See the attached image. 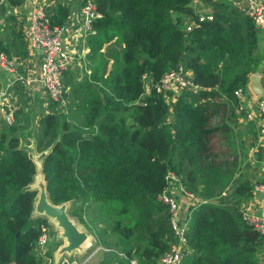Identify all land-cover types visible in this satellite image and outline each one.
Instances as JSON below:
<instances>
[{"label": "trees", "instance_id": "16d2710c", "mask_svg": "<svg viewBox=\"0 0 264 264\" xmlns=\"http://www.w3.org/2000/svg\"><path fill=\"white\" fill-rule=\"evenodd\" d=\"M23 1L3 0L0 11ZM89 1L97 14L95 32L85 35L83 76L74 74L77 68L62 75L63 96L71 102L59 110L62 104L47 98V109L30 128L42 151L48 199L71 202L67 212L82 222L92 201L112 211L97 214L104 225L96 241L108 249L97 264H128L133 256L138 264H157L174 239L168 206L159 197L167 186L194 199L190 206L179 203L188 247L180 264H264L263 235L240 208L264 179H252L249 146L236 141L240 99L234 91L245 87L261 60L252 18L228 0H201L198 6L210 7L213 18L185 31L186 18H196L192 0ZM53 10L51 23L61 24L70 9L58 4ZM17 31L0 34V54L8 59L25 55ZM179 65L200 89L182 90L171 103L170 90L157 91L154 83ZM18 87L23 107L30 96L20 81ZM79 114L81 123L70 121ZM2 125L0 264H44L35 249L48 227L46 215L34 209L36 163L15 125ZM211 134L220 135L219 150L211 147Z\"/></svg>", "mask_w": 264, "mask_h": 264}, {"label": "built area", "instance_id": "2783aa9c", "mask_svg": "<svg viewBox=\"0 0 264 264\" xmlns=\"http://www.w3.org/2000/svg\"><path fill=\"white\" fill-rule=\"evenodd\" d=\"M64 0H28V9L24 15H21L20 31L22 39L26 46L24 57H13L7 59L5 55L0 54V60L9 66L21 65L24 58H32L38 62V74L32 73L30 67L24 68V73L17 75L22 85L25 87L33 86L39 83L47 98H51L57 102H64V81L63 72L70 68L75 59V50L83 39L86 42L85 35L93 33L95 30L91 27V20L97 14L94 5L88 0L77 8L69 10L65 20L61 24H53L49 19L48 8L58 2ZM242 8L245 13L252 18L256 27L264 28V0H248L246 6L237 5ZM212 12L199 13L197 20L212 19ZM197 24L194 20L185 24V31L190 30ZM78 45V50H87L86 46ZM10 82V81H9ZM8 83L0 90V120L6 124L15 122V112L20 105H13L9 99L13 96L14 90L10 88ZM157 91L172 90L178 95L180 91L189 89L196 92L200 87L193 83L191 79V71L184 69L179 65L169 71L164 72L160 78L154 83ZM244 87L235 89V95L240 99L236 107L238 114L244 113L247 118H252L255 113L264 116V97L257 99L250 106H245L243 102ZM257 110V111H256ZM264 184L257 183L254 185V192L263 190ZM160 199L167 204L170 212V223L174 231V239L171 241L169 248L165 250L158 258L157 264H180L183 255L187 252L186 243V227L187 219L179 217V200L172 192L170 186H167L160 194ZM250 224L264 235V216L252 215L249 217ZM101 245V244H99ZM102 246V245H101ZM49 234L45 228L39 235L35 249L43 262L48 259L50 250ZM108 250V249H106ZM73 258L67 256L66 259H60L58 264H90L89 258L81 261L71 260ZM48 264V263H45ZM128 264H138V257L133 256L129 259Z\"/></svg>", "mask_w": 264, "mask_h": 264}, {"label": "crops", "instance_id": "0c3cea01", "mask_svg": "<svg viewBox=\"0 0 264 264\" xmlns=\"http://www.w3.org/2000/svg\"><path fill=\"white\" fill-rule=\"evenodd\" d=\"M199 1H201V0H192L191 6L192 5L197 6L199 4ZM228 1L235 4L236 6L237 5L246 6L248 4V0H228ZM24 3L18 6V8L16 9V12H14V9H12L10 7H6L5 10L0 11V34L2 32H5L7 29H10V28L15 29L16 31L19 29L20 22H21V16L19 14L22 13L24 15L26 13V10L28 9V2H26L25 4ZM65 5L69 9L70 8H76V6H78V5H74L73 0H68L67 2H65ZM54 7L55 6H51V10H53ZM8 15H11L12 18L9 19L8 21H6V17ZM80 46L82 47V43L80 44ZM86 49L88 50L87 46H86ZM25 50H26V47H25ZM257 50L261 56V60H260V63H259L257 70L250 74L248 81L244 87L245 92L243 95V102H244L245 106H250L257 99L264 97V93H263L264 92V32L258 31V33H257ZM85 52H84V54H85ZM26 55H27V53H26ZM25 67H30L32 73H35V75L38 74V71H37L38 62L34 59L32 60V58H24L21 65H18L16 67H14L13 69L11 68V69H9V72H7V75L12 76L10 79V82H8L9 79H7L5 81V84L10 83L9 84L10 88H13V90H14L13 96L9 99V102L12 103L13 105H17L16 95L19 94L20 89H21L20 87H18L19 78H16L15 75H17L19 77L20 74H23ZM74 69L76 70V68H74ZM252 74H256L257 76H252ZM0 79H1V77H0ZM1 83L2 82H0V85H1ZM39 85L40 84L37 82V83L33 84V88L37 89ZM15 93H16V95H15ZM19 109L16 111L17 113L20 111ZM41 113H39V116ZM22 116H23V114H22ZM15 120H16L15 122H13L11 124H7V125H15V127L13 128V132L16 133L17 135L19 132L20 143L28 150L29 146L32 145V143H33L32 141L28 142L25 138L26 135H28V129L29 128H26L24 124L20 123L19 118L18 119L16 118ZM17 120L19 123L17 122ZM36 124H37V122H36ZM4 126L2 125V123H0V131L4 130L6 128ZM24 129L27 131L25 133V136H23V130ZM236 129L238 132V136L240 138H242L243 140L245 138L246 139L250 138L251 145H250V143H248L249 151L251 149H253V156H254V157L250 158V160L253 162L251 167L255 168V169H253L252 174L257 175V177L260 179H264V171L263 172L259 171V167H264V135H263L264 134V116L259 115L258 113H255L252 118H247V116L244 113L237 114V116H236ZM262 132H263V134H262L263 136H260ZM33 138H34V136H33ZM29 150H28V152H29ZM30 151L35 152L34 153L35 156L39 157L41 160L40 155L42 154V151L37 150L35 146H33ZM35 156L33 155L32 158L34 159V161L36 163ZM255 162H258L259 164H256ZM36 169L38 170L37 163H36ZM36 174H37V171L35 173V176H36ZM34 180H35V177H34ZM34 180H33V182H34ZM32 183H31V187L35 188L38 191V190H40L39 188L42 186L43 180L40 181L39 183L37 182V184L35 183L36 186H33ZM172 185L176 187L177 182L174 181ZM175 196L177 197V199L179 200V203L183 207L184 206H190L194 200L193 198L189 197L184 192L178 193V195H175ZM240 208L243 211V214L246 218H248L250 215H256V214L264 215V197L259 198V197H257V195H255V196L252 195L251 197H245L240 201ZM98 221L99 222H96V229H97V226L102 227L104 225V223H103L104 221H101L99 219H98ZM62 243L63 242H61L60 244H62ZM60 246H62V245H60ZM259 254L261 255V257L264 256V238L262 239V241L259 245ZM102 258L100 260H102Z\"/></svg>", "mask_w": 264, "mask_h": 264}, {"label": "rangeland", "instance_id": "374dc122", "mask_svg": "<svg viewBox=\"0 0 264 264\" xmlns=\"http://www.w3.org/2000/svg\"><path fill=\"white\" fill-rule=\"evenodd\" d=\"M80 2V0H73V3L74 5H78V3ZM79 6V5H78ZM257 28V33L258 31L260 32H264V28L262 27H256ZM83 39L80 40L79 43H82V46L85 45V43H83ZM78 43V45H79ZM78 45L76 47V50H75V59H74V62L72 64V66L70 68H77V72L74 71V74H80V79L82 78L83 76V72L81 73L82 71V65H83V49H81L80 51L78 50ZM98 57H100L98 55ZM97 65V60L96 58L92 59L91 60V68H94L95 66ZM13 69L14 66H9V64L7 63H3L1 60H0V82L1 85H0V90L2 88H4L8 83L5 84V81L7 79H11L12 76H9L7 75V72H9V69ZM104 67L101 66L100 68H98L99 72L101 71H104L103 69ZM107 69V67L105 68ZM80 72V73H79ZM20 73V72H19ZM144 85L145 86H149L150 85V80H149V77H144ZM77 79H79V77H77ZM8 81V82H9ZM3 84V85H2ZM5 84V85H4ZM64 86H65V82H64ZM24 90L27 91V93L29 94L30 98H29V101L28 103H23V107L21 105H19V107L17 108V110L19 108L20 111L17 113L16 112V116H17V119L19 118V122L24 124L26 128H29L28 129V135H26V140L28 142L32 141V145L29 146L28 150L32 149V147L34 146V138H33V132L30 131V128L34 127L36 128V122H37V119L39 118V113H41L45 108L48 107V100H47V96L44 94L43 89L42 87L39 85L37 89H34L33 86H30V87H25L24 86ZM25 91V92H26ZM16 95V93H15ZM21 92H19V94L16 95V103L18 104L19 101H20V98H21ZM173 96L175 97H172V98H167L169 102L173 103L178 97V95L175 93H172ZM28 99H26L27 101ZM64 102L65 103H62L61 106H58L57 109L59 110H62V108H64V110H66L68 108V104L70 101V97H65L64 96ZM16 110V111H17ZM235 112H236V109H235ZM237 113V112H236ZM23 114V116H22ZM238 114V113H237ZM73 115V113H72ZM15 116V117H16ZM81 114H79V119H76L75 117H70V121L73 122V123H81L82 122V118H81ZM18 122V120H17ZM18 122V123H19ZM27 131L24 129L23 130V136H25V133ZM263 132L261 133L260 136H263L262 135ZM219 134H211L210 135V145L212 148H214V151L216 150H219L220 149V139H219ZM261 138V137H260ZM262 139V138H261ZM241 140V138L237 135L236 137V141L239 142ZM246 144L250 143V138H245L244 139ZM251 145V143H250ZM29 150V153L33 156H35V152H31ZM40 157H42V154L40 155ZM249 157L252 158L254 157L253 156V149H251L249 151ZM35 160H36V163H37V166H38V170H37V174L35 176V180L34 182L32 183L33 186H36L35 183L37 184V182L39 183L40 181L43 180V183H45L44 181V178H43V173L41 171V160L39 157L35 156ZM261 168V169H260ZM241 168H239L240 170ZM251 170L255 169L253 167H250ZM259 171L263 172L264 171V167H259ZM252 179L253 180H257V175H252ZM40 189V188H39ZM39 191L38 190L36 192V197H35V201H34V209H35V212H37L38 214L40 215H44L43 213L39 212L37 209H36V202L39 198ZM46 196H47V193H46ZM71 204V202H65L64 205L67 209V207ZM73 208H75V204L73 205ZM69 211V210H68ZM68 213V212H67ZM104 213L105 216H107L109 214V216L112 215V211L109 210L107 207L105 206H98L97 203L95 201H92L87 207H86V210H85V213L83 214L84 216V221L82 222L80 219H78L75 215H72V214H69L68 215L75 221V223L77 225H79V227L81 229H84L86 232H88L89 236H87V239L85 240L88 244V242L90 241V244L91 245H88L87 247L84 246V245H87L86 243L85 244H82L81 246H79L78 248L74 249L73 251L71 252H67L66 250H63L62 249V246L60 245H64L66 243V238L63 237V231H62V228L58 225L56 219H54L53 217H47L48 220V227H47V232L49 234V243L51 245L50 247V257L48 259H45V262H43L44 264L45 263H48V264H58L59 260L60 259H66L67 256L73 258L71 260H78V261H81L83 259H88V261H86V263H90V264H97V262L99 263V260L104 256L105 252H108L106 249H107V246H104L102 244L99 245L98 242L96 241L97 240V232H96V222H99L98 221V217H97V214H102ZM35 216V214H34ZM46 218V219H47ZM86 223V224H85ZM89 223V225L87 224ZM90 227L92 230H90ZM99 226H97L98 228ZM61 242H63L62 244H60ZM111 264H115L114 262L111 263Z\"/></svg>", "mask_w": 264, "mask_h": 264}, {"label": "water", "instance_id": "95a60500", "mask_svg": "<svg viewBox=\"0 0 264 264\" xmlns=\"http://www.w3.org/2000/svg\"><path fill=\"white\" fill-rule=\"evenodd\" d=\"M2 0H0L1 2ZM252 76H257L252 74ZM264 93V92H263ZM262 93V94H263ZM39 198L36 202V209L45 214L47 217H53L56 219L58 225L62 228V235L66 238L67 243L62 247L63 250L71 252L74 249L81 246L87 239V233L83 230L78 229V225L75 221L68 215L67 209L64 205L65 202L61 204L52 203L46 196L45 184H42L39 191ZM257 196L259 198L264 197V191H259Z\"/></svg>", "mask_w": 264, "mask_h": 264}, {"label": "clouds", "instance_id": "9594fccd", "mask_svg": "<svg viewBox=\"0 0 264 264\" xmlns=\"http://www.w3.org/2000/svg\"><path fill=\"white\" fill-rule=\"evenodd\" d=\"M67 1H68V0H64L63 2H58V3L53 4V5H51V6H56V5H58V4L65 5V2H67ZM87 1H88V0H87ZM2 2H3V0H2L0 3H2ZM24 2L26 3L27 0H24L23 3H24ZM23 3H22V4H23ZM25 3H24V4H25ZM20 5H21V4H20ZM198 5H199V4H198ZM198 5H197V6H194L195 11H196V18H194V19H191V18H189V17L186 18L185 22L182 24V28H183V30H185L184 25L187 24V23H189V22H191V21H193V20H194L195 22H197V24L200 22V21L197 20V17H198V14H199V13L212 12V14H213V11L211 10L210 7H208V6H206V5H204V6H202V7H199ZM18 6H19V5H18ZM18 6H16V7H10V8L14 9V12H16V9L18 8ZM51 6L48 8V14H49L50 11H51ZM65 6H66V5H65ZM77 7H78V6H77ZM77 7H76V8H77ZM71 9H73V8H70V10H71ZM14 12H13V13H14ZM95 12H96V11H95ZM15 14H16V13H15ZM15 14H14V15H15ZM19 15L21 16V15H23V14L21 13V14H19ZM203 20H205V19H203ZM203 20H201V21H203ZM197 24H196V25H197ZM196 25H195V26H196ZM18 31H20V28L18 29ZM21 37H22V35H21ZM22 40H23V39H22ZM23 42H24V41H23ZM84 46H86V44H85ZM25 47H26V46H25ZM87 47H88V46H87ZM25 54H26V50H25ZM16 56H18V57H24L25 55H24V56L12 55V56L10 57V59H12L13 57H16ZM5 57H6V56H5ZM6 58H7V57H6ZM7 59H8V58H7ZM87 71H89V69H87ZM19 81H20V80H19ZM147 87H148V86H147ZM184 90H189V89H184ZM189 91H191V90H189ZM180 92H181V91H180ZM180 92H179V94H178V97L180 96ZM192 92H193V91H192ZM172 93H174V92H173L172 90H170L171 98H172V97H175V96L172 95ZM166 97H167V96H166ZM176 98H177V97H176ZM15 113H16V112H15ZM15 119H16V117H15ZM0 123H4V122H2V120H0ZM257 183H261V182H256V183H254V185L257 184ZM262 184H263V183H262ZM260 191H264V188H263V190H260ZM184 192H185L186 194H190V193L186 192L185 190H184ZM252 192L254 193L253 196H255V195L258 194L259 191H258V192H254V187H253V188H252ZM257 197H258V196H257ZM200 202H203V201L200 200ZM256 215H262V214H256ZM250 216H252V215H250ZM250 216H249V217H250ZM263 216H264V215H263ZM46 217H47V216H46ZM249 217H248V218L245 217V218H246V219H249ZM45 229H46V228H45ZM46 230H47V229H46ZM263 238H264V235H263Z\"/></svg>", "mask_w": 264, "mask_h": 264}, {"label": "bare ground", "instance_id": "6f19581e", "mask_svg": "<svg viewBox=\"0 0 264 264\" xmlns=\"http://www.w3.org/2000/svg\"><path fill=\"white\" fill-rule=\"evenodd\" d=\"M78 229H79V230H83V229H81L79 226H78ZM83 231H85V230H83ZM85 232H86V231H85ZM86 233H87V236H89L88 232H86ZM63 237H64V236H63ZM65 240H66V239H65ZM66 243H67V241H66ZM66 243H65V244H66ZM85 243L87 244V242H86V241H84V243H83V244H85ZM65 244H64V245H62V247H63V246H65ZM88 245H91V244H90V241L88 242V244H87V245H84V246H86V247H87Z\"/></svg>", "mask_w": 264, "mask_h": 264}]
</instances>
